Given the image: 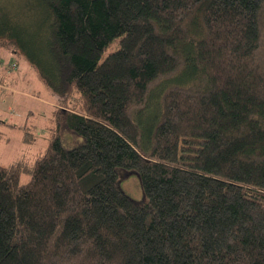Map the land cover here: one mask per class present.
Segmentation results:
<instances>
[{
  "label": "trees",
  "instance_id": "trees-1",
  "mask_svg": "<svg viewBox=\"0 0 264 264\" xmlns=\"http://www.w3.org/2000/svg\"><path fill=\"white\" fill-rule=\"evenodd\" d=\"M0 47L58 97L0 165V264H264V0H0Z\"/></svg>",
  "mask_w": 264,
  "mask_h": 264
},
{
  "label": "rangeland",
  "instance_id": "rangeland-1",
  "mask_svg": "<svg viewBox=\"0 0 264 264\" xmlns=\"http://www.w3.org/2000/svg\"><path fill=\"white\" fill-rule=\"evenodd\" d=\"M118 47L119 38H116L105 48L102 57ZM0 56L2 61L11 58L4 47H0ZM17 58L20 70L13 81L15 90H6L0 98V165L5 166L18 160L33 161L41 155L48 143L50 131L56 125L58 97L26 59L21 56ZM62 142L66 148H73L81 145L84 138L62 127ZM119 171L121 188L135 200L143 202L145 195L138 174L134 170L122 168ZM29 180V172L23 173L21 182L27 183Z\"/></svg>",
  "mask_w": 264,
  "mask_h": 264
},
{
  "label": "crops",
  "instance_id": "crops-1",
  "mask_svg": "<svg viewBox=\"0 0 264 264\" xmlns=\"http://www.w3.org/2000/svg\"><path fill=\"white\" fill-rule=\"evenodd\" d=\"M9 59L10 58H8L6 60L8 61ZM19 70L20 69L18 68L16 70L12 71L13 73H11V72L8 73L6 70L0 69V73L3 75V79H4V81H6V82H3L0 80L1 82H3V83L0 82V98L3 96V93H6V90H9V91L15 90V88L13 87V81H14V79L15 80L17 79ZM4 88H5V90L3 91ZM16 91H18V90L16 89Z\"/></svg>",
  "mask_w": 264,
  "mask_h": 264
},
{
  "label": "built area",
  "instance_id": "built-area-1",
  "mask_svg": "<svg viewBox=\"0 0 264 264\" xmlns=\"http://www.w3.org/2000/svg\"><path fill=\"white\" fill-rule=\"evenodd\" d=\"M7 69V70H6ZM5 70L8 72L10 71L11 69H14V64L12 65H8V67L6 68Z\"/></svg>",
  "mask_w": 264,
  "mask_h": 264
},
{
  "label": "bare ground",
  "instance_id": "bare-ground-1",
  "mask_svg": "<svg viewBox=\"0 0 264 264\" xmlns=\"http://www.w3.org/2000/svg\"><path fill=\"white\" fill-rule=\"evenodd\" d=\"M14 66H16V65H14Z\"/></svg>",
  "mask_w": 264,
  "mask_h": 264
}]
</instances>
